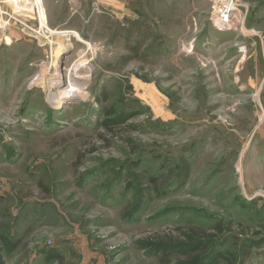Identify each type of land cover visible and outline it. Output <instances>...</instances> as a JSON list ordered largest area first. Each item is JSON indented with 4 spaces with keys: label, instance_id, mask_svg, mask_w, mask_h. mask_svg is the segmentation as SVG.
Masks as SVG:
<instances>
[{
    "label": "rangeland",
    "instance_id": "1",
    "mask_svg": "<svg viewBox=\"0 0 264 264\" xmlns=\"http://www.w3.org/2000/svg\"><path fill=\"white\" fill-rule=\"evenodd\" d=\"M212 2L0 0V264H264V0Z\"/></svg>",
    "mask_w": 264,
    "mask_h": 264
},
{
    "label": "built area",
    "instance_id": "2",
    "mask_svg": "<svg viewBox=\"0 0 264 264\" xmlns=\"http://www.w3.org/2000/svg\"><path fill=\"white\" fill-rule=\"evenodd\" d=\"M212 3L215 4L213 12L215 24L227 27L237 22L239 14L238 0H213Z\"/></svg>",
    "mask_w": 264,
    "mask_h": 264
},
{
    "label": "bare ground",
    "instance_id": "3",
    "mask_svg": "<svg viewBox=\"0 0 264 264\" xmlns=\"http://www.w3.org/2000/svg\"><path fill=\"white\" fill-rule=\"evenodd\" d=\"M24 1V0H22ZM27 2V1H26ZM25 2V3H26ZM32 5V4H31ZM39 5V4H38ZM37 7V6H35ZM33 8V7H32ZM37 9V8H36ZM41 9V8H40ZM35 10V9H34ZM33 10V11H34ZM38 14V13H37ZM43 18V17H42ZM45 18V17H44ZM37 20V19H36ZM40 21V20H39ZM42 24V23H39ZM46 25V24H45ZM43 26V25H42ZM47 27V26H46ZM61 51H63L61 49ZM86 73V71H85ZM83 72H81L80 68H77L75 70V72L73 73V79H72V83L70 85H68V87L66 89H61V92L64 96L68 95L69 92H77L79 91L78 88L82 87L84 84V80L87 79V77H89L87 74H85ZM88 73V72H87ZM57 81V80H56ZM74 81V82H73ZM64 98V97H63Z\"/></svg>",
    "mask_w": 264,
    "mask_h": 264
},
{
    "label": "trees",
    "instance_id": "4",
    "mask_svg": "<svg viewBox=\"0 0 264 264\" xmlns=\"http://www.w3.org/2000/svg\"><path fill=\"white\" fill-rule=\"evenodd\" d=\"M114 111L113 110H108V115H113ZM119 119L120 120H126L127 119V115L121 113L119 115ZM106 126H110L111 124H108L107 122L105 123ZM10 247V246H9Z\"/></svg>",
    "mask_w": 264,
    "mask_h": 264
}]
</instances>
